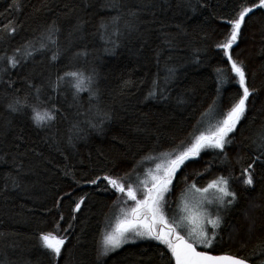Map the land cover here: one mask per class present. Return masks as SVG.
Listing matches in <instances>:
<instances>
[{
	"label": "trees",
	"instance_id": "16d2710c",
	"mask_svg": "<svg viewBox=\"0 0 264 264\" xmlns=\"http://www.w3.org/2000/svg\"><path fill=\"white\" fill-rule=\"evenodd\" d=\"M257 2L0 0V264H174L155 239L102 254L125 195L103 177L144 190L154 157L175 159L215 131L242 92L216 45L230 32L226 21ZM230 51L256 91L231 143L186 161L165 205L174 208L189 184L231 177L237 203L220 245L200 249L263 264L264 9L245 17ZM37 112L55 119L37 124ZM249 164L252 187L242 176ZM48 233L65 239L59 256L42 246Z\"/></svg>",
	"mask_w": 264,
	"mask_h": 264
},
{
	"label": "snow or ice",
	"instance_id": "6c2138e0",
	"mask_svg": "<svg viewBox=\"0 0 264 264\" xmlns=\"http://www.w3.org/2000/svg\"><path fill=\"white\" fill-rule=\"evenodd\" d=\"M17 3H19V0H17ZM257 8L264 9V0H258V2L251 7H243L242 10L236 14L235 19L226 21L231 25L230 32L226 36L224 42L216 45L218 48L224 50L225 56L230 62L231 71L235 74V77L238 78L236 83H238L242 90L238 100L224 115V119L219 122V126L216 130L210 135L206 136L201 133L200 136L196 137L195 142L192 143L190 147L176 155L175 159L169 161L163 176H152V187L147 188V193L144 194V190H140L144 197L142 200H137L136 191L133 190L131 185L125 188L124 183H122L119 178L103 177V179L107 180L118 192L125 193L129 199L136 201V207L131 209L134 219L126 221L113 233L105 236V249L102 254L106 255L108 251H115L125 243L135 242V238H147L155 239L163 243L170 251L175 260V264H248L249 257H241L235 254L213 256L207 251H197V246H203L206 249L210 248L217 233L212 231L211 234H209L207 229L203 226H201L199 230L196 228L187 230V225L185 223L186 217L173 216L172 223H169L164 215L163 203L165 193L170 191L169 186L172 183V178L181 166L184 165L186 161L198 157L203 149L215 148L223 150L226 144L231 143V140L228 139L229 133L235 130L237 123L246 112V102L256 90L250 89L247 84L244 62L233 59L230 50L233 45L237 43L245 17ZM14 30L15 29H13V31ZM53 59H55V57H53ZM12 63L13 66H15L17 61L13 60ZM65 75L76 77L79 74L72 72L66 73ZM53 119H55V116L52 112H45L43 114L37 112L34 116V120L37 124ZM261 139L264 140V137ZM257 159H259V157H257ZM253 163H255V161H253ZM159 168L160 166L157 165V169ZM251 169L252 164H249L242 172L243 183L247 187H252L254 183ZM100 179L101 177H97L90 182L95 184ZM230 179L231 177H218L204 188H197L195 184L190 185V190H195V192L198 193H208L210 190H214V193L219 194L215 195L214 200H207V203H216L219 206L215 213V218H209L207 220V223L211 224L214 229L220 226L221 216L219 210L232 205L237 199L235 191L229 190ZM143 183L146 187L147 181ZM203 202L204 201L200 202L201 206ZM81 203H83V198L76 204L74 210L78 211ZM142 209L145 211L142 212ZM138 223L141 224V227H137ZM158 225L159 227H157ZM177 228L184 229L191 242L186 240L184 236H181L179 232H177ZM130 232L133 233V236L126 235ZM41 241L42 246L50 249L56 256H59L61 247L65 243L64 238L53 236L51 233L42 235Z\"/></svg>",
	"mask_w": 264,
	"mask_h": 264
},
{
	"label": "rangeland",
	"instance_id": "374dc122",
	"mask_svg": "<svg viewBox=\"0 0 264 264\" xmlns=\"http://www.w3.org/2000/svg\"><path fill=\"white\" fill-rule=\"evenodd\" d=\"M222 121V119H219L215 122H213L211 126V130H216V128L219 126V122ZM171 160V157L167 154H162L159 156H156L152 160V164L154 165V169L150 170V175L145 180L147 181V186L145 187V184H142V187L144 188V194L147 193V188L151 186L152 184V176H163L165 173V169L168 166L169 161ZM157 165L160 166L159 169H157ZM190 185H187L177 196L179 197L178 202L176 203L175 207L170 209L168 205H165L168 202L167 193H165V199L163 203V211L165 218L168 220L169 223H172V217L178 216V217H186L185 223L187 225V230H192L193 228H196L199 230L201 226L207 229L209 234H211L212 231H215L217 233L215 240L213 241V244L210 248H217L219 247V235L222 232V228L224 226L225 218L227 216V211L231 210L234 207V203L232 205H229L223 209L219 210V214L221 216L220 226L219 228H213L211 224L207 223V220L209 218H215V213L217 212L218 205L216 203H207V200H214L215 195H219L218 193H214V190H210L208 193H198L195 192V190H190ZM197 187V186H196ZM207 187V186H206ZM198 188V187H197ZM134 190L141 194L140 190H137V186L134 187ZM183 193V195H182ZM142 195V194H141ZM144 197H137V200H142ZM124 200H127L128 204L124 202V200H119L120 206H118L112 213L107 227L105 229V236L113 233L121 224L125 223L126 221L134 219L131 213V206L136 204V201H133L128 198V196L125 194ZM229 199V198H226ZM201 201H204L202 206L200 204ZM117 203V202H116ZM237 203V199L236 202ZM136 207V206H134ZM133 207V208H134ZM145 211L142 209V212ZM137 227H141V224H137ZM159 227V225L157 226ZM177 231L180 233L184 232L183 235L186 236L188 240L190 238L187 236L186 231L184 229L177 228ZM128 236H133V233H127ZM136 239V238H135ZM191 241V240H190ZM203 247V246H202ZM262 263L264 264V258L261 259Z\"/></svg>",
	"mask_w": 264,
	"mask_h": 264
},
{
	"label": "water",
	"instance_id": "95a60500",
	"mask_svg": "<svg viewBox=\"0 0 264 264\" xmlns=\"http://www.w3.org/2000/svg\"><path fill=\"white\" fill-rule=\"evenodd\" d=\"M181 236H184V238H185L186 240H188V239L186 238L185 235H181ZM188 241L191 242L190 240H188ZM197 251H207V250H203V249H200V248L197 247ZM207 252H209V254H211V255H213V256H222V255L229 254V253H213V252H210V251H207ZM173 261H174V264H175V260H174V258H173ZM248 264H253V263L250 262V261H248Z\"/></svg>",
	"mask_w": 264,
	"mask_h": 264
},
{
	"label": "flooded vegetation",
	"instance_id": "af4514ba",
	"mask_svg": "<svg viewBox=\"0 0 264 264\" xmlns=\"http://www.w3.org/2000/svg\"><path fill=\"white\" fill-rule=\"evenodd\" d=\"M116 193H117V192H116ZM116 193H115V194H116ZM115 204H116V203H115ZM197 247L200 248L201 246H197Z\"/></svg>",
	"mask_w": 264,
	"mask_h": 264
}]
</instances>
